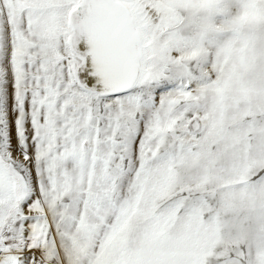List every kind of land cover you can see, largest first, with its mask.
Returning a JSON list of instances; mask_svg holds the SVG:
<instances>
[{"label": "snow or ice", "instance_id": "6c2138e0", "mask_svg": "<svg viewBox=\"0 0 264 264\" xmlns=\"http://www.w3.org/2000/svg\"><path fill=\"white\" fill-rule=\"evenodd\" d=\"M0 264H264V0H0Z\"/></svg>", "mask_w": 264, "mask_h": 264}]
</instances>
